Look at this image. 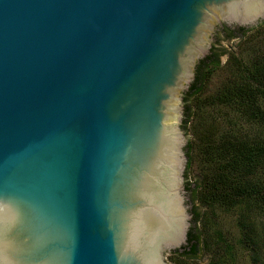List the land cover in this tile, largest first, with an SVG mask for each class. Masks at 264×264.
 Listing matches in <instances>:
<instances>
[{
  "label": "water",
  "instance_id": "obj_1",
  "mask_svg": "<svg viewBox=\"0 0 264 264\" xmlns=\"http://www.w3.org/2000/svg\"><path fill=\"white\" fill-rule=\"evenodd\" d=\"M264 0H0V264H171L193 218L183 93Z\"/></svg>",
  "mask_w": 264,
  "mask_h": 264
},
{
  "label": "trees",
  "instance_id": "obj_2",
  "mask_svg": "<svg viewBox=\"0 0 264 264\" xmlns=\"http://www.w3.org/2000/svg\"><path fill=\"white\" fill-rule=\"evenodd\" d=\"M252 30L220 26L226 39L244 37V47L222 64L228 52L213 42L184 92L182 128L192 135L184 146L185 191L193 218L188 243L174 250L178 264H192L202 251L206 264H264V20ZM221 68L226 79L207 92L206 80ZM226 215L234 219L229 227Z\"/></svg>",
  "mask_w": 264,
  "mask_h": 264
},
{
  "label": "rangeland",
  "instance_id": "obj_3",
  "mask_svg": "<svg viewBox=\"0 0 264 264\" xmlns=\"http://www.w3.org/2000/svg\"><path fill=\"white\" fill-rule=\"evenodd\" d=\"M260 22H256L254 24H251V25L247 26L248 30H250V32L248 33L249 35L250 34L253 35V33H256V30H252V29L255 28L257 26V24L260 23ZM215 24H216L215 32H214L213 40H212L211 43L213 44V42H216L217 43V47L227 50L228 53H225L221 57V62H222V64H224L227 61L228 57H229V52L240 51L244 47L243 42L245 40H244V37H242V36L241 37H236V38L230 39V40L226 39L224 34H219V32H218V29L220 27V23L216 22ZM228 25L231 26V27L237 26L236 24H228ZM217 39H220V41H218ZM225 79H226V71L221 68L219 71H217L214 74V76L211 79L206 80V83H205L206 91L207 92L215 91L217 89V87ZM182 95L184 96V93ZM183 105L185 106L184 100H183ZM183 119H184V115H183ZM182 123H183V121H182ZM189 136H192L191 133H190V135L189 134L186 135L185 144L188 141ZM185 144H184V146H185ZM183 151H184V147H183ZM184 154H185V151H184ZM186 164H187V157L185 155V163H184V168L182 170V182H183V184H185V181H186L185 180ZM197 177H198V169L196 167V164L194 163L192 169L189 171V179L192 180L193 182H195ZM185 196H186V205H187L188 209L190 210L192 208V203L190 201V194L186 193V191H185ZM201 211L204 212V208H201ZM222 219H223V224H224L225 227H229L230 225H232L234 223L233 216H231V215H229V216L226 215ZM174 250L175 249L166 250L165 251V256H166V259L171 264H178L177 261L181 260V259L179 257V252H174ZM207 262H208V256L205 254L204 251H202L200 253L199 257L194 258L193 260H191L192 264H206Z\"/></svg>",
  "mask_w": 264,
  "mask_h": 264
}]
</instances>
